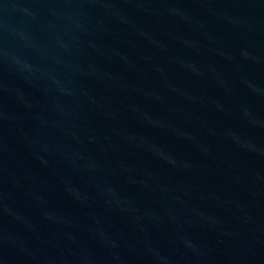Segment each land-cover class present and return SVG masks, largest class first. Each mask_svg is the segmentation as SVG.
Listing matches in <instances>:
<instances>
[{"label": "water", "instance_id": "obj_1", "mask_svg": "<svg viewBox=\"0 0 264 264\" xmlns=\"http://www.w3.org/2000/svg\"><path fill=\"white\" fill-rule=\"evenodd\" d=\"M0 264H264V0H0Z\"/></svg>", "mask_w": 264, "mask_h": 264}]
</instances>
